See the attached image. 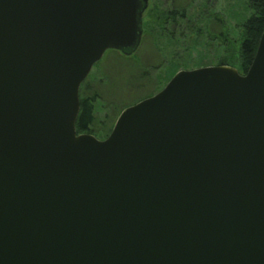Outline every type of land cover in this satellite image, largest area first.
Here are the masks:
<instances>
[{
    "label": "water",
    "instance_id": "95a60500",
    "mask_svg": "<svg viewBox=\"0 0 264 264\" xmlns=\"http://www.w3.org/2000/svg\"><path fill=\"white\" fill-rule=\"evenodd\" d=\"M148 0H0V264H264V29L245 73L176 71L103 138L78 91Z\"/></svg>",
    "mask_w": 264,
    "mask_h": 264
},
{
    "label": "rangeland",
    "instance_id": "374dc122",
    "mask_svg": "<svg viewBox=\"0 0 264 264\" xmlns=\"http://www.w3.org/2000/svg\"><path fill=\"white\" fill-rule=\"evenodd\" d=\"M247 1L148 0L142 13L141 41L129 59L117 53L103 54L86 77L88 89L97 92L94 126L86 133L105 138L118 116L115 113L159 91L176 71L219 65L223 47L216 37L208 40L207 36L221 39V30L236 45L241 24L250 14ZM182 6H187L186 19L171 24L167 11ZM140 67L145 68L148 79L135 84Z\"/></svg>",
    "mask_w": 264,
    "mask_h": 264
},
{
    "label": "trees",
    "instance_id": "16d2710c",
    "mask_svg": "<svg viewBox=\"0 0 264 264\" xmlns=\"http://www.w3.org/2000/svg\"><path fill=\"white\" fill-rule=\"evenodd\" d=\"M247 7L250 10V14L241 24V32L237 37L236 45H233L232 42L228 41V39L223 36L224 33L221 32V30L218 33L221 39H219L217 36H207L208 40H211L212 37H216L217 40L220 41V46L223 47L222 53L218 57V64L229 66L236 65L238 67V71L241 73H245L251 64L260 34L264 29V0H248ZM186 8L187 6H182L175 8L178 9V11L175 9L168 10L167 19H171V24H176V22L180 21V19H186ZM105 52L106 53H104V55L107 53H117L120 54V56L129 59V55H125L117 50L109 49ZM103 57L104 56H102L101 59ZM138 70V78H136L135 84L141 82L138 80L148 79L144 67H140ZM133 75L134 72L131 74V76ZM85 81L86 78L81 83L78 91L79 112L75 123L77 132H89V130L94 126V102L97 99V92L95 90L90 91L91 88L88 89L89 82ZM124 82L129 84L127 80ZM119 112H121V110H119L117 114L115 113L114 116L118 115ZM111 126L112 124L106 130L104 137H106L111 131Z\"/></svg>",
    "mask_w": 264,
    "mask_h": 264
},
{
    "label": "flooded vegetation",
    "instance_id": "af4514ba",
    "mask_svg": "<svg viewBox=\"0 0 264 264\" xmlns=\"http://www.w3.org/2000/svg\"><path fill=\"white\" fill-rule=\"evenodd\" d=\"M116 120V119H115ZM78 133H80V132H78Z\"/></svg>",
    "mask_w": 264,
    "mask_h": 264
}]
</instances>
